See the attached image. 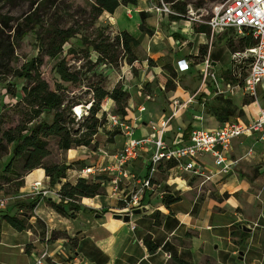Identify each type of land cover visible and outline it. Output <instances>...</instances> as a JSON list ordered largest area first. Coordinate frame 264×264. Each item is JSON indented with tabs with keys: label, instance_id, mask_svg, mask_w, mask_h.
I'll use <instances>...</instances> for the list:
<instances>
[{
	"label": "crops",
	"instance_id": "obj_1",
	"mask_svg": "<svg viewBox=\"0 0 264 264\" xmlns=\"http://www.w3.org/2000/svg\"><path fill=\"white\" fill-rule=\"evenodd\" d=\"M120 7L127 10L134 7L133 9L138 12L144 11L148 15L150 13L146 0H137L136 5H120L116 10L121 9ZM161 16L162 22L159 26L167 25L172 29L169 37L163 41L156 38L157 29L150 37L146 30L138 29L135 33L130 32L134 37L139 38V44L135 48L141 47V43L146 42L147 51L143 53L147 58L143 59L142 63L150 58L158 60L159 62L152 67L154 73L165 71L163 68L167 64L175 73H188L186 83L177 85L170 93H165L166 98H177L182 103L194 96L171 117L173 105L172 101L168 106L163 102L164 92H161L164 89L163 82H158V92L154 91L149 97V94L142 93V90L153 88V82L146 80L143 87L134 85L132 90L128 88L129 101L122 118L132 128L131 135L139 138L152 133L150 122L171 117L166 127L165 141L168 144L185 143L189 141V134L193 128L213 130L222 124L212 113L213 107L223 103V100H218L216 96L227 98L229 94L234 95L238 91L242 95L244 93L235 86L236 78L230 71L224 74L231 67L219 73L215 71V65L219 61L218 55L210 50L213 40L209 46V55L213 70L216 72L217 86L208 81L205 87L198 90L200 65L191 59V56L197 55L198 46L193 47L189 54L182 55V53L186 42H191L188 37L196 39L198 37V45L205 44L207 40L203 37L205 33H193L188 30L187 19L170 20L166 14ZM130 17H132L131 12ZM164 17H167L169 22ZM143 25L146 28L145 20ZM219 33L221 32L217 34ZM178 38L186 40L178 44L175 49L172 43ZM149 42L153 43V48L150 50H148ZM183 58L188 60L189 69L179 71L176 62ZM137 59L139 60V57ZM189 86L193 88L190 89ZM190 90L194 91L193 94ZM238 99L239 96H236L232 101L235 114L238 113V116L235 114L233 116L243 123L250 122L258 106L264 105L263 95H259L255 103L251 100L244 103ZM106 101L107 103L103 105L105 111L115 113L113 100L107 98ZM106 106L112 110H106ZM141 106L144 107L142 111L139 109ZM232 118L229 116L228 119ZM125 139L124 131L119 130L114 140L105 147L97 144L93 139L95 147L77 146L67 149L64 153L59 152L58 157L62 161L72 164L66 170L61 182L75 183L79 178L80 170L85 166H92L101 161L109 164L110 161L103 158L97 148L113 153L123 147ZM69 150L74 151L71 157L68 156ZM7 154L10 156L11 151ZM227 154L234 161L227 174L216 173L211 154L204 153L197 158L205 167V173H210L209 179L184 172L172 162L160 164L151 180L152 187L144 192L143 205L148 209L132 215L135 223L133 229L128 226V222L114 218L113 214L120 212V207L117 205L122 193L139 185V181L146 176L149 151H140L137 158L127 165V169L134 174L135 181L124 180L114 188L113 182L107 175H100L94 179L90 177L89 180L100 182L101 191L93 197H81L76 201L80 208L75 211L68 210L65 205L64 209L71 212L72 216L59 213L51 206V202L60 201L55 194L39 197L28 221L29 226L34 228L36 222H39L44 227L45 236L40 237L38 233H32L29 227L16 230L3 222L0 228V264H35L37 254L43 249H47L50 253L46 264H174L173 257L194 264V258L199 256L197 250L207 241L217 242L223 234L234 246L232 250L234 253L243 245L245 251H250L253 247L264 250V139H260L256 133H247L234 138ZM4 167L5 165L0 169V181L8 184V181L2 180ZM20 180L22 183L17 187L19 193H28L31 183L35 180H40L43 187H49L54 192H58L61 186V183L50 185L49 178L41 167L23 174ZM163 191L165 193L161 195ZM2 192L0 190V193ZM166 194L177 199L166 203L163 201ZM10 204L6 208L10 209L12 214L20 211L12 202ZM154 212H158L157 218L153 216ZM242 224L251 228L250 231H244L246 235L241 233ZM146 235H150L151 240L157 245L153 253L148 251L143 242ZM37 244L40 245V249ZM15 248L21 255L19 258L13 257ZM244 254L245 252H242L238 258L242 259ZM206 259L210 260L208 256L205 262Z\"/></svg>",
	"mask_w": 264,
	"mask_h": 264
},
{
	"label": "rangeland",
	"instance_id": "obj_2",
	"mask_svg": "<svg viewBox=\"0 0 264 264\" xmlns=\"http://www.w3.org/2000/svg\"><path fill=\"white\" fill-rule=\"evenodd\" d=\"M93 0H14L9 3H0V12L2 14L8 15L12 18L26 15L31 13V18L37 20L40 25H35L34 29L28 31V33L19 41L18 45L15 47V56L16 59L11 61V66L15 69H20L21 65L30 58L38 55L40 53V41L37 38L39 32L42 34V28H48L51 25H56L61 28H66L69 26H78L77 32L74 36L70 37L68 41L63 45L62 51L55 57H49L45 54L42 55V64L39 67L41 77L45 79L51 90L63 91L66 100L73 101L71 111L79 112L85 110V104L92 99L91 88L93 85L102 86L106 90H111L114 86L119 85L124 90H132L134 85H140L143 87V83L147 80L148 82H153L152 87L148 90L143 89L142 93H148L149 97L154 91L158 92L157 84L158 82H163L164 89L161 90L163 93V102L168 106L169 102L178 100L177 98H166L165 93H170L174 90L177 85H182L186 83V76L188 73H178L170 69L169 64L164 65L163 68L165 71H160L157 73L153 72L152 67L155 66V63L159 62L150 58L147 62L142 63L143 59H146L144 54L146 50V42L141 43V47L133 49V56L139 60L135 59L131 64L126 61V53L119 47L114 54L112 63L98 61V53L92 50L91 46H84L81 38H86L88 42L92 40H98L100 37H108L109 40L119 33L121 30H127L129 33H135L136 30H140L139 24L142 21L140 13L131 7L128 9L116 10L115 14L103 12L96 18H92L90 14V3ZM186 2V18L189 21L188 30L193 33L197 32L194 27L199 24L206 23L210 16L212 15V8L216 2H221L223 0H180ZM147 8L150 10L149 15L144 19L145 20V30L150 37L151 33L155 29L158 30L157 39H162L165 41L169 37L170 29L167 25L159 26L162 22L160 17L161 14L169 15L160 10L163 6V3L166 4L168 8L173 10L169 3L164 2L163 0H146ZM198 4V5H196ZM192 10V11H191ZM175 12V10H173ZM130 12L132 17H130ZM164 19L169 22L167 17ZM143 20V21H144ZM163 20V19H162ZM11 23L15 24L16 20H11ZM154 24V25H152ZM149 28H152L149 29ZM180 29V25L178 26ZM230 33V32H229ZM214 34L212 41V46L210 50L213 53H216L218 63L215 65V71L217 73L224 71L226 68L232 66V49L228 48V45L223 41V36L227 33ZM221 35V36H220ZM195 36V35H192ZM235 37V35H232ZM206 38V53L209 50L208 42L210 36L204 34ZM153 38V37H152ZM191 41L190 43L186 42V46L183 48V54H189L193 47L198 45V37H188ZM186 39L178 38L173 40L174 48L177 49V45L183 43ZM233 45H238L237 39H232ZM166 45V42H165ZM70 48L73 49V52H70ZM153 48V43L149 42V49ZM171 51V50H169ZM144 52V53H143ZM169 54V53H167ZM65 58L69 70L72 72H78L79 80L76 82H67L63 81L58 73L56 72V64L61 59ZM166 59V58H165ZM191 59L195 63H199L200 59L196 56H191ZM161 60V59H159ZM167 63V62H165ZM163 63V64H165ZM243 64V62H242ZM147 71V72H146ZM237 72L238 69H237ZM143 78V79H142ZM26 79L15 76L14 74L3 75L0 73V127L1 130H7L14 128L21 122L24 118L27 117L25 111L27 107L21 101L20 88L26 84ZM192 86H189L190 89ZM191 93L194 92L190 90ZM128 92V91H127ZM151 92V93H150ZM239 93V94H237ZM234 95H228L227 98L231 101L232 106L233 100L236 96H239L238 100L247 103L251 100L250 97L242 95L238 91ZM129 94V93H128ZM193 94V93H192ZM191 94V95H192ZM221 96H216L218 100L224 99L220 98ZM107 98L103 99L100 102V112L105 110L103 105L107 103ZM129 101V98H128ZM128 103V102H127ZM128 105V104H127ZM106 110H112V108L106 107ZM115 111V109H114ZM100 112L98 114H100ZM110 112V111H109ZM112 112V111H111ZM233 115L235 114V106ZM25 113V114H24ZM75 114V113H74ZM231 115L233 118H235ZM238 116V113L235 114ZM71 116V115H70ZM52 119V112L42 113L36 120H33V123H36L40 120L50 122ZM102 125L97 130V134L93 136V139L96 140L97 144L105 147L109 145L114 137L119 133V129H113L106 122V113L105 118H101ZM82 121L80 122V124ZM31 123L28 124L30 126ZM80 124H71L74 129L80 128V130H85ZM7 149L6 152H3L0 155V169L6 165L10 159L8 152L11 151L12 145L5 144ZM48 148L50 149V155L47 156L44 160V163H54V162H63L60 157H58L60 151L56 146V138L50 137L48 139ZM64 159V158H63ZM59 160V161H58ZM8 161V162H7ZM23 173L22 171V160L15 159L11 165V168L7 173H5L4 181H0V190H2L6 196H12L13 198L19 194L18 182H20V177L15 178L12 173ZM2 173V172H1ZM11 178H14L13 180ZM4 184V185H2ZM39 195H26L21 198H14L8 204L12 202L15 206L18 207L20 204H25L31 201L33 198L38 197ZM40 197V196H39ZM121 206V202L118 200L117 207ZM23 213L28 215L33 212L27 207H23ZM3 211L11 212L10 209L6 208ZM20 211L15 212L17 215ZM12 213V212H11ZM14 214V213H13ZM29 222V221H28ZM31 226V225H30ZM32 233L36 232L40 237L45 236L44 227L36 222V228L31 226ZM41 242V240H40ZM44 242V241H43ZM39 243V242H38ZM38 249L40 245L37 244ZM44 247V246H43ZM234 246L231 245L226 235L223 234L222 238H219L217 242L207 241L200 249L197 250V257L194 258V264H264V257L262 254L264 250L258 249V247L251 248L250 251H245V246H241L237 249L236 253L232 252ZM245 252L242 256V259H239V252ZM13 257L19 258L21 255L18 253V249H13ZM27 256V255H25ZM34 257V255H32ZM209 257L210 260L205 262V258Z\"/></svg>",
	"mask_w": 264,
	"mask_h": 264
},
{
	"label": "trees",
	"instance_id": "obj_3",
	"mask_svg": "<svg viewBox=\"0 0 264 264\" xmlns=\"http://www.w3.org/2000/svg\"><path fill=\"white\" fill-rule=\"evenodd\" d=\"M11 1L14 0H0V3H9ZM163 1L169 3L177 13L169 14L170 20L187 19L186 2L180 0ZM136 3L137 0H93L90 3V14L92 18H96L103 12L112 14L120 5L128 6L136 5ZM139 13L142 18L139 28L141 31H144L145 27L143 25V20L148 14L144 11H140ZM12 19L16 20L15 24L11 23ZM35 25H40V23L31 18V13L12 18L0 12V73L3 75L14 74L15 76L26 79L27 82L20 88L21 101L27 107L25 111L27 117L14 128L1 130L0 127V155L6 152L7 147L5 144L12 145L10 159L9 162L7 161L8 163L5 165L3 172L5 174L9 171L15 159L22 160L23 171L22 174L12 171L15 178L21 177L34 168H43L45 175L49 178L50 185L61 183L58 192L64 197L58 202H51V206L59 213L72 216L73 214L67 212L64 206L67 205L68 210L71 211L79 209L80 207L76 201L81 197H93L99 194L101 185L99 181L82 177H79L75 183H70L69 181L61 182V179L65 177L66 170L70 168L72 164L66 161L61 163H44L45 158L50 155L48 139L50 137H55L56 146L60 151H66L69 148L77 146L95 147L93 136L102 125L101 118H105L106 113L105 110L100 112V102L105 98H110L115 104V113L123 116L126 113L125 109L129 94L119 85L114 86L109 91L102 86L93 85L91 88L92 99L82 104L85 105L84 112L81 111L79 116H77L74 111L72 113L71 107L73 101L66 100L63 91H60V89L51 90L47 81L41 77L39 67L43 61L42 55L45 54L49 57L57 56L62 51L63 45L68 39L75 35L78 26L61 28L56 25H51L48 28H42V34L41 32L37 33V38L40 41V53L26 60L21 65L20 69H15L11 66V61L16 59L15 47L28 31L34 29ZM194 29L197 32L205 33L210 36L209 26L206 23L199 24L194 27ZM221 33H227L222 39L227 43L228 48L232 49L233 53L244 51L246 48L252 47L255 44V40L250 34L245 33V35H237L231 29L223 30ZM232 35H235V37ZM109 39L108 37H100L98 40L88 42L86 38H81L84 46L90 45L92 50L98 53V61L112 63L114 54L119 47L126 53V61L129 64L135 60L133 48L138 46L139 38L134 37L127 30H121L113 39ZM232 39L238 40L237 46L233 45ZM73 49L70 48L69 51L73 52ZM205 54V44L200 45L196 57L201 59ZM247 62L248 61L245 60L243 64L239 63L237 65L239 71L237 81L240 83H242L245 75ZM228 71L230 70L228 69L224 74L226 75ZM56 72L63 81L76 82L79 80L78 72L69 70L65 58H61L57 62ZM220 100H223V103L213 107L212 113L219 121L224 122L229 116L233 115L234 106H232L231 101L228 99L224 98ZM44 112H52L51 121L47 122L40 120L33 123V120H36ZM99 112L100 114H98ZM81 121L82 123L80 124ZM29 123H31L30 126H28ZM74 123L80 124L85 130H80V128L74 129L73 126H71V124ZM73 154V150L68 151L69 157L73 156ZM2 177L4 178L5 175H2ZM21 183L22 181L20 180L18 186L21 185ZM38 198L39 197H35L28 203L20 204V212L18 215L16 213L12 214L11 212L0 210V228L3 222L16 230L28 228V220L31 213L28 215L24 214L22 208L27 207L29 210H33L37 204ZM176 199L177 197L175 198L170 194H166L163 201L169 203ZM84 200L86 202L88 201L87 199ZM157 215L158 212L153 213L155 218H157ZM241 233L246 235L244 231H241ZM143 242L150 253L155 252L157 249V245L151 240L150 235H146L143 238ZM206 261H208V259H206ZM172 262L174 264H190L177 257H173Z\"/></svg>",
	"mask_w": 264,
	"mask_h": 264
},
{
	"label": "built area",
	"instance_id": "obj_4",
	"mask_svg": "<svg viewBox=\"0 0 264 264\" xmlns=\"http://www.w3.org/2000/svg\"><path fill=\"white\" fill-rule=\"evenodd\" d=\"M160 10L169 14H177L164 3ZM207 25L210 30L209 46L214 34L228 29L233 30L237 35L250 34L255 40L252 47L233 54V64L230 68L232 76L236 78L235 86L240 88L244 95L250 97L251 101L255 103L259 95L264 96V0H223L216 2L213 5L212 15L208 19ZM245 60L248 62L242 83H240L237 81L239 77L237 65ZM176 64L179 71L189 69L187 59H179ZM199 65L200 84L198 90L205 87L208 81L217 86V76L211 65L209 50L200 59ZM192 97L182 103L174 99L171 117L190 102ZM139 109L142 111L144 107L141 106ZM75 113L79 116L81 111ZM171 117L161 119L158 122H150L152 133L135 138L131 135L132 128L122 116L107 111V124L112 129L123 130L126 135L123 147L113 153H107L105 150L97 148L101 156L110 161L109 164L101 161L92 166H85L80 170L79 177L94 179L100 175H107L113 182L114 188H117L124 180L132 179L135 181V176L127 169V165L137 158L140 151H149L146 176L139 181V185H135L130 191L122 193L119 198L121 202L119 213L131 214L132 209L143 205L144 192L152 187L151 180L158 171L160 164L172 162L184 172L209 179L210 173L206 174L205 167L197 160L200 155L211 154L216 166V173L227 174L234 164V161L227 154L234 138L247 133H256L260 139H264V105L258 106L253 119L248 123L232 118L222 122L219 127L213 130L193 128L189 134V141L185 143L168 144L165 141L164 135ZM164 193V191L161 192V195ZM51 194H55L58 199L64 198L59 192H54L49 187H43L40 180H35L31 183L28 193H19L14 198H21L26 195L49 197ZM14 198L0 193V210L5 209L10 200ZM128 226L131 229L135 227L132 214ZM49 258V251L43 249L37 254L35 264H46Z\"/></svg>",
	"mask_w": 264,
	"mask_h": 264
},
{
	"label": "water",
	"instance_id": "obj_5",
	"mask_svg": "<svg viewBox=\"0 0 264 264\" xmlns=\"http://www.w3.org/2000/svg\"><path fill=\"white\" fill-rule=\"evenodd\" d=\"M147 209L148 208L146 205H142L141 207L132 209L131 214L132 215L138 214L142 211H146ZM131 214L130 213H114L113 217L117 218V219H121L122 221L127 223L130 220ZM240 227L243 231H250V229H251L250 227L246 226V224H242ZM239 254H242V252L240 251Z\"/></svg>",
	"mask_w": 264,
	"mask_h": 264
},
{
	"label": "bare ground",
	"instance_id": "obj_6",
	"mask_svg": "<svg viewBox=\"0 0 264 264\" xmlns=\"http://www.w3.org/2000/svg\"><path fill=\"white\" fill-rule=\"evenodd\" d=\"M107 107V106H106Z\"/></svg>",
	"mask_w": 264,
	"mask_h": 264
}]
</instances>
